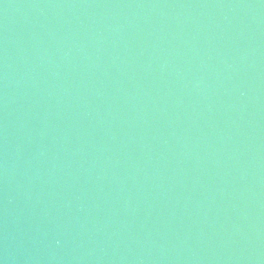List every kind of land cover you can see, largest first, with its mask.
Returning a JSON list of instances; mask_svg holds the SVG:
<instances>
[{"label":"water","instance_id":"water-1","mask_svg":"<svg viewBox=\"0 0 264 264\" xmlns=\"http://www.w3.org/2000/svg\"><path fill=\"white\" fill-rule=\"evenodd\" d=\"M0 264H264V0H0Z\"/></svg>","mask_w":264,"mask_h":264}]
</instances>
